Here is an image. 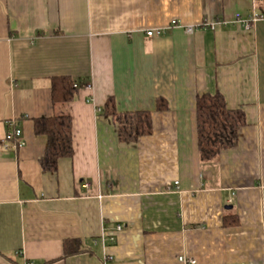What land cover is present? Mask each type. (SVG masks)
<instances>
[{"label": "crops", "instance_id": "obj_1", "mask_svg": "<svg viewBox=\"0 0 264 264\" xmlns=\"http://www.w3.org/2000/svg\"><path fill=\"white\" fill-rule=\"evenodd\" d=\"M253 16L264 0H0V264H264V19L236 22ZM215 94L247 125L204 163L196 102ZM111 98L153 134L122 143ZM55 115L73 154L49 172L34 121ZM13 122L25 146L6 150Z\"/></svg>", "mask_w": 264, "mask_h": 264}, {"label": "trees", "instance_id": "obj_2", "mask_svg": "<svg viewBox=\"0 0 264 264\" xmlns=\"http://www.w3.org/2000/svg\"><path fill=\"white\" fill-rule=\"evenodd\" d=\"M52 101L54 104L68 105L73 101L76 89L70 77H56L52 84ZM159 110H164L160 102ZM196 124L198 152L204 163L212 162L221 152L237 146L238 132L247 125L243 110L227 108L221 94L204 95L196 102ZM105 113L117 119L119 140L122 143H136L141 137L153 134L152 115L140 111L122 116L116 112L114 99L105 106ZM72 123L68 115H55L52 118L42 117L34 121V130L38 136L47 137V148L42 159L44 171L55 172L60 159L70 158L73 154ZM80 244L66 241L64 257L80 252Z\"/></svg>", "mask_w": 264, "mask_h": 264}, {"label": "built area", "instance_id": "obj_3", "mask_svg": "<svg viewBox=\"0 0 264 264\" xmlns=\"http://www.w3.org/2000/svg\"><path fill=\"white\" fill-rule=\"evenodd\" d=\"M259 19H264V17L263 16H261V17L253 16V17L248 18V19L239 18L236 20V22H238L243 28L248 30V29H250L251 24L255 23ZM217 25L218 24H216V23H208L207 25H205V27L209 26V28H211L212 30H215ZM187 32L192 33L193 29L187 28ZM159 33H160V31L151 30V31H148L146 33V35L148 37H151V36L157 35ZM4 142H5L4 148L6 150L9 149L10 145H13V147L15 149H19V148H22L25 146L24 142H23V131H21V129L18 128L14 122L8 126L7 133H6L5 138H4ZM178 184L179 183H176V185H178ZM86 188H89V185H86ZM117 227H118L117 228L118 231L123 230L122 226L119 225ZM179 262L182 264H195L194 260H192L191 258L187 259L186 257H183V256L179 257ZM25 264H31V263H25Z\"/></svg>", "mask_w": 264, "mask_h": 264}]
</instances>
